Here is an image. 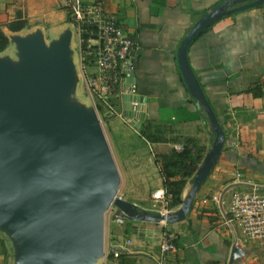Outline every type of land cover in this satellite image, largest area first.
Masks as SVG:
<instances>
[{
	"label": "crops",
	"instance_id": "crops-1",
	"mask_svg": "<svg viewBox=\"0 0 264 264\" xmlns=\"http://www.w3.org/2000/svg\"><path fill=\"white\" fill-rule=\"evenodd\" d=\"M222 1L81 0L83 4L100 2L104 12L113 15L121 28L137 40L129 81L142 103L136 102L130 113L126 106L131 99L125 101L124 95L116 93L109 97L133 126L108 115L100 105L97 109L85 94L83 78L95 76L97 68L92 64L81 68L78 37L60 0H0V29L8 40L0 51V60L16 63V59H11L16 54L19 59L16 39L38 35L47 49L68 34L66 56L74 84H79L84 103L97 114L119 164L123 165V159L132 153L135 135L157 170L155 157L180 150L187 139L201 150L198 166L214 133L185 89L175 50L197 18ZM15 20L25 24L17 31L8 30L6 24ZM70 27L76 37L72 45ZM7 52L11 57L5 56ZM186 58L223 132L218 158L182 221L164 224L125 220L116 232L108 226L104 232V254L92 264H227L233 243L243 254L232 264H264V241H245L236 227L224 223L234 194L264 189V3L220 17L190 43ZM136 112L138 120L133 116ZM143 125H147L146 133L159 141L151 142L141 136L138 131ZM192 175L182 189L181 200L191 185ZM149 186L154 190L162 187L158 172ZM164 234L171 236L176 249L161 257L158 244ZM112 250L118 252L116 257ZM0 264H19L16 240L2 227Z\"/></svg>",
	"mask_w": 264,
	"mask_h": 264
},
{
	"label": "water",
	"instance_id": "water-1",
	"mask_svg": "<svg viewBox=\"0 0 264 264\" xmlns=\"http://www.w3.org/2000/svg\"><path fill=\"white\" fill-rule=\"evenodd\" d=\"M263 3L224 0L212 6L175 50L181 80L214 138L185 197L176 210L165 213L138 210L116 196L118 178L99 120L92 110L64 103L65 89L74 83L66 56L68 34L47 49L38 35L15 40L20 61L13 66L0 60V227L14 236L19 264H92L104 254L102 214L110 206L129 221L172 224L185 218L223 143V132L188 66L187 49L220 17ZM124 99L142 103L140 96ZM133 116L138 120L139 112ZM241 254L233 243L227 264Z\"/></svg>",
	"mask_w": 264,
	"mask_h": 264
},
{
	"label": "built area",
	"instance_id": "built-area-1",
	"mask_svg": "<svg viewBox=\"0 0 264 264\" xmlns=\"http://www.w3.org/2000/svg\"><path fill=\"white\" fill-rule=\"evenodd\" d=\"M60 1L78 37L81 68L84 63L97 68L95 76L83 78L89 99L94 106L98 104L104 107L108 115L118 117L131 125L121 110L115 109L109 97L113 93L135 96L134 86L129 81V72L137 49L136 38L128 35L113 15L104 12L100 2L83 4L81 0ZM134 105L136 102L131 101L130 113H133ZM175 149L179 147L176 146ZM151 197L157 202L166 203L163 187L153 190ZM164 209L162 213L167 212L165 207ZM228 214L224 223L230 228L236 227L245 241H264V189L234 194ZM113 222L120 225L123 218L115 213ZM158 248L161 257L176 249L173 239L167 234L162 235ZM111 254L116 257L118 252L112 250Z\"/></svg>",
	"mask_w": 264,
	"mask_h": 264
},
{
	"label": "rangeland",
	"instance_id": "rangeland-1",
	"mask_svg": "<svg viewBox=\"0 0 264 264\" xmlns=\"http://www.w3.org/2000/svg\"><path fill=\"white\" fill-rule=\"evenodd\" d=\"M69 30L72 33L71 42H70V44L72 45L76 43V37L71 27L69 28ZM72 50H73L72 53H74L75 47H73ZM8 55L11 57L9 52H7L5 56L9 57ZM11 59L12 60L16 59V63L13 66H16L17 63L20 61V57L18 59V54L14 55ZM84 66L85 68L86 67L88 68V65L85 63L83 64V67ZM83 89L85 94L87 95L84 85H83ZM65 90L66 93H64L62 97L64 103H68V105H71L75 108L81 107L84 109L86 107L85 109L92 110L95 116L98 117L95 111L93 110V108L91 107V105L89 106L88 104L84 103V101L86 100L85 95L83 91L79 89V84L75 85L73 83V85L67 86ZM111 119L113 118L111 117ZM99 127L101 129L100 124ZM134 137H135L133 141V143H135L134 149L132 153L128 156V158L123 159L122 162L123 165H120L118 160L114 158L110 150V146L107 143L106 138L104 137L105 143L107 145L118 178V183L116 187V196L121 198L122 200L134 204L138 210H146L149 213H156V212L162 213L163 210H165L164 209L165 204L157 202L155 201L154 198L151 197V194L154 189L150 188L149 186V182L151 178L156 175L158 170L155 169L152 160L147 156V153L145 152V149L143 148L141 141H139L135 135ZM113 209L114 207L110 206L102 214L103 241H104V232L106 227L109 226L112 232L119 231L121 227L120 225H116L113 222ZM166 211H171V210L167 209ZM124 221L125 219H123V222ZM103 247H104V242H103Z\"/></svg>",
	"mask_w": 264,
	"mask_h": 264
},
{
	"label": "trees",
	"instance_id": "trees-1",
	"mask_svg": "<svg viewBox=\"0 0 264 264\" xmlns=\"http://www.w3.org/2000/svg\"><path fill=\"white\" fill-rule=\"evenodd\" d=\"M69 21V20H68ZM25 24L24 21H10L6 28L10 31H17ZM8 43L7 37L0 29V51L5 49ZM98 109L99 105L95 104ZM147 125L139 128V134L148 141H159L156 137H151L146 133ZM191 146L189 147L188 145ZM201 157V150L197 148L191 139L185 140L180 150H173L167 156L155 157L154 163L158 165V174L162 180V187L165 193V208L173 209L181 202V192L187 181L197 168Z\"/></svg>",
	"mask_w": 264,
	"mask_h": 264
}]
</instances>
